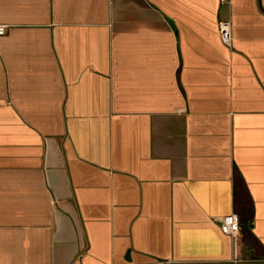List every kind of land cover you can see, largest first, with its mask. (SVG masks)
<instances>
[{"label":"crops","instance_id":"1","mask_svg":"<svg viewBox=\"0 0 264 264\" xmlns=\"http://www.w3.org/2000/svg\"><path fill=\"white\" fill-rule=\"evenodd\" d=\"M227 1L0 0V264H264V0Z\"/></svg>","mask_w":264,"mask_h":264},{"label":"built area","instance_id":"2","mask_svg":"<svg viewBox=\"0 0 264 264\" xmlns=\"http://www.w3.org/2000/svg\"><path fill=\"white\" fill-rule=\"evenodd\" d=\"M227 2L229 1L221 0V3ZM6 31V26L0 25V36H4L6 34ZM218 31L222 43L227 47H231L233 42V31L231 21L220 22L218 25ZM240 223L241 221L239 216L236 214H232L221 219V230L224 234L235 236L237 233H239L241 229Z\"/></svg>","mask_w":264,"mask_h":264}]
</instances>
